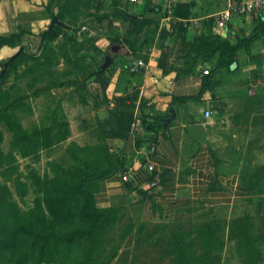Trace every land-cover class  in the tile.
Segmentation results:
<instances>
[{"label": "crops", "instance_id": "obj_1", "mask_svg": "<svg viewBox=\"0 0 264 264\" xmlns=\"http://www.w3.org/2000/svg\"><path fill=\"white\" fill-rule=\"evenodd\" d=\"M125 1L130 15L160 18L150 35L139 38L148 42L139 43L136 51L123 43L136 36L130 22L112 15L115 7H122L120 0H111L82 20L99 24L103 20L96 14H109L111 25L95 31L100 53L123 47L111 55L109 92L127 88L139 96L130 137L110 139L116 170L100 180L97 205L125 209L136 224L264 216V32L252 37L264 28V7L234 13L220 27L219 12L237 0ZM61 3L0 0V39L12 40H0V64L18 52L23 41L41 42L43 33L55 29ZM176 8L198 18V24L184 32L170 24L163 30L165 18H186L175 15ZM60 21L64 28L72 27L67 18ZM224 40L240 45L235 61L218 68L225 52L219 42ZM140 60L139 71L130 73L128 65ZM144 118L157 123L154 130L143 126ZM193 124L202 125L206 142L190 133Z\"/></svg>", "mask_w": 264, "mask_h": 264}, {"label": "rangeland", "instance_id": "obj_2", "mask_svg": "<svg viewBox=\"0 0 264 264\" xmlns=\"http://www.w3.org/2000/svg\"><path fill=\"white\" fill-rule=\"evenodd\" d=\"M110 2L72 0L80 11L73 14L77 19L67 18L71 30L64 28L45 42L23 41L19 59L0 64V185L8 187L10 200L24 214L36 212L40 201L51 217L47 186L70 172L89 171L104 159L97 156L104 148L113 158L110 139L118 137V117L136 113L137 92L123 88L110 93L109 83H102L110 80L113 62L99 80L94 77L106 54L115 56L123 47L100 53L96 33L107 28L108 18L99 24L82 20ZM134 66L128 65L130 73L139 71ZM134 128L133 122L130 131ZM25 135L30 141L22 140ZM115 210L92 264H264V216L209 224H136L127 210ZM178 247L186 249V260ZM6 256L0 264H19L10 253ZM25 264L57 263L31 257Z\"/></svg>", "mask_w": 264, "mask_h": 264}, {"label": "trees", "instance_id": "obj_3", "mask_svg": "<svg viewBox=\"0 0 264 264\" xmlns=\"http://www.w3.org/2000/svg\"><path fill=\"white\" fill-rule=\"evenodd\" d=\"M71 3L72 0H62L56 28H51L43 33L41 42L53 39L61 33L64 26L60 20L70 16L74 19L78 18V14H73L80 10L77 5H71ZM120 4L122 7H115L112 15L130 22V29L136 32V36L123 43L129 50L136 51L140 44L148 42L146 37L142 38L143 42H139V38L143 33L150 35L152 30L160 24V18H152L145 14L130 15L124 8L127 7V1L120 0ZM174 14L189 17L186 13H180L178 8L175 9ZM96 16L99 20L109 18V14L104 12L98 13ZM111 22H109L110 25ZM208 22L211 24V20ZM70 25L72 26V23ZM171 25L179 32H184L186 28L181 22ZM166 26H163V30ZM71 29L70 27L69 30ZM260 32H264V28L256 29L252 37L255 38ZM84 34L87 35V32ZM0 40L2 43L12 41L11 37ZM219 45L224 48L225 52L219 58L218 68L235 61L240 43L231 44L224 40L220 41ZM29 49V46L25 47L24 52H28ZM21 54L23 51L15 53L8 61L12 60L14 63ZM102 64L100 69L95 72V80H99L100 72L104 70L101 68ZM102 83L106 85L109 81L103 79ZM134 120L133 112L118 117L114 135L128 139ZM142 121L143 126L150 130H154L157 125L156 122H150L146 118ZM22 140L30 141V135L23 136ZM110 155L112 154L104 148L102 153L97 154L98 157L103 156L104 159H99L92 169L86 172H70L72 174H67L65 180L58 178L54 184L47 186L48 194L45 200L51 217H48L44 212L40 201L36 212L24 214L20 207L10 200L8 187L0 185V261L7 260L6 255L10 253V259L16 260L19 264H25L31 257L39 261L46 260L57 264H92L94 262L93 254L102 243L100 237L106 232L104 231L106 224L116 214V208H100L95 200L100 180L110 176L116 170ZM96 239H98L97 242ZM89 240L90 242H86ZM178 251L179 255L186 260V249L178 247Z\"/></svg>", "mask_w": 264, "mask_h": 264}, {"label": "built area", "instance_id": "obj_4", "mask_svg": "<svg viewBox=\"0 0 264 264\" xmlns=\"http://www.w3.org/2000/svg\"><path fill=\"white\" fill-rule=\"evenodd\" d=\"M264 7V0H247L244 1L242 3H232L228 8L222 10L221 12H219V19H218V25L220 27H224L227 24V21L231 18L232 14H244V13H249V12H253L257 9H260ZM173 18V17H171ZM171 18H165L161 25L164 26L166 24H172L177 22L176 19H171ZM165 21H168L167 23H165ZM181 23L185 26V27H191L193 25H197L199 22V19H195V18H182L180 19ZM141 65H143V62L137 61L135 63V66L132 67V69H136L139 68ZM209 70H205V73H208ZM134 127H135V123H134ZM124 179H127V175H123Z\"/></svg>", "mask_w": 264, "mask_h": 264}, {"label": "water", "instance_id": "obj_5", "mask_svg": "<svg viewBox=\"0 0 264 264\" xmlns=\"http://www.w3.org/2000/svg\"><path fill=\"white\" fill-rule=\"evenodd\" d=\"M112 62H113L112 56L109 55V54H107L105 56V61L102 64V67L101 68L102 69H105ZM188 130L190 131V133L194 134V136L196 137V139H198L200 142H206L205 131H204L202 125H198V124L190 125L188 127Z\"/></svg>", "mask_w": 264, "mask_h": 264}]
</instances>
